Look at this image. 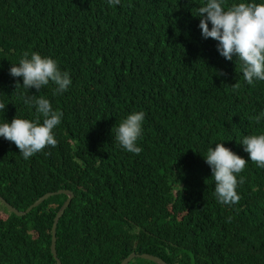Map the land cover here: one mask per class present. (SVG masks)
<instances>
[{"label":"trees","instance_id":"obj_1","mask_svg":"<svg viewBox=\"0 0 264 264\" xmlns=\"http://www.w3.org/2000/svg\"><path fill=\"white\" fill-rule=\"evenodd\" d=\"M241 2L264 0L226 5ZM205 3L0 0V102L7 105L0 124L34 120L35 107L24 103L33 94L63 112L58 146L27 160L0 137V180L11 182L0 192L20 210L49 191L74 192L57 227L63 264H120L134 251L168 264H264V168L238 143L264 134V118L254 119L264 112V81L249 85L237 58L225 59L218 41L203 38L193 13ZM24 52L57 60L71 76L68 90L56 95L52 82L17 89L23 77L10 68ZM134 111L146 114L139 155L112 131ZM221 142L248 160L238 175L241 199L231 206L213 195L204 157ZM67 198L51 196L25 215L3 205L0 264H58L52 225Z\"/></svg>","mask_w":264,"mask_h":264},{"label":"clouds","instance_id":"obj_2","mask_svg":"<svg viewBox=\"0 0 264 264\" xmlns=\"http://www.w3.org/2000/svg\"><path fill=\"white\" fill-rule=\"evenodd\" d=\"M108 3L109 6L119 5L120 0H108ZM193 15L200 18L199 27L203 38L218 41V51L225 59L237 58L242 65L243 79L249 85H253L255 81H264V3L241 2L226 5V0H206ZM10 75L23 77V85L17 82V89L23 86L40 91L43 86L52 82L56 86V95H62L72 84L70 74L61 70L57 60L38 52H24L19 64H12ZM232 86L238 88L239 84ZM24 103L35 107L36 118L29 120L16 116L10 123L7 121L0 124V137L13 142L27 160L46 147L58 146L54 129L61 124L63 112L54 110L50 100L44 96H26ZM6 107L5 103L0 102V110H5ZM145 116L143 111H134L112 129L119 146L129 153L139 155L143 150L137 141L143 133ZM262 118L264 112L254 117L257 123ZM238 143L244 145V150L249 153L253 163L264 168V134L247 135ZM204 157L213 173V195L217 201L229 206L239 203L241 197L237 188L244 182V177L240 176L238 179V175L245 169L248 160L225 147L223 142L217 143L215 148H208ZM0 196L8 201L1 192ZM0 203L7 207L2 201ZM230 220L231 218L229 222Z\"/></svg>","mask_w":264,"mask_h":264},{"label":"water","instance_id":"obj_3","mask_svg":"<svg viewBox=\"0 0 264 264\" xmlns=\"http://www.w3.org/2000/svg\"><path fill=\"white\" fill-rule=\"evenodd\" d=\"M56 194H65L68 196L66 201L63 203V205L61 206V208L57 212L55 219H54V223L52 225L51 251H52L54 258L57 260V263L63 264L61 258L58 255V250H57V227H58V223H59L61 217L64 215L66 209L68 208V206L70 205V203L73 200V197L75 195L74 192L70 189H65V188H62L58 191H49V192L45 193L44 195L40 196L26 210H20L17 207L11 205L2 196H0V201H2L5 205H7V207L11 211H13L15 214L25 215V214L29 213L31 210H33V208H35V207L39 206L41 203H43V201H45L49 197L56 195ZM137 257L145 258V259L151 260L153 262H156L158 264H168L165 259H163L162 257H160L158 255L148 253V252L137 253L135 251L131 252L126 258H124L120 264H129L133 259H135Z\"/></svg>","mask_w":264,"mask_h":264},{"label":"rangeland","instance_id":"obj_4","mask_svg":"<svg viewBox=\"0 0 264 264\" xmlns=\"http://www.w3.org/2000/svg\"><path fill=\"white\" fill-rule=\"evenodd\" d=\"M0 183L2 186H5L6 184H11V182H4L3 180H0ZM3 189L0 188V191H2ZM0 212L5 214V215H9V212L5 209V207L0 203Z\"/></svg>","mask_w":264,"mask_h":264}]
</instances>
